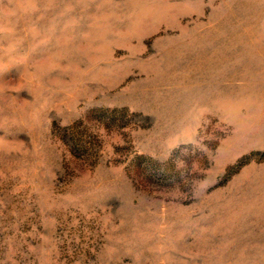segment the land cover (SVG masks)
I'll return each instance as SVG.
<instances>
[{
    "label": "rangeland",
    "instance_id": "obj_1",
    "mask_svg": "<svg viewBox=\"0 0 264 264\" xmlns=\"http://www.w3.org/2000/svg\"><path fill=\"white\" fill-rule=\"evenodd\" d=\"M0 264H264V0H0Z\"/></svg>",
    "mask_w": 264,
    "mask_h": 264
}]
</instances>
